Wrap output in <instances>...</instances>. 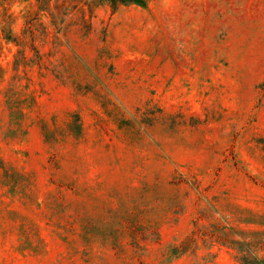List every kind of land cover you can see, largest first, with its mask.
<instances>
[{"label":"rangeland","instance_id":"rangeland-1","mask_svg":"<svg viewBox=\"0 0 264 264\" xmlns=\"http://www.w3.org/2000/svg\"><path fill=\"white\" fill-rule=\"evenodd\" d=\"M0 264H264V0H0Z\"/></svg>","mask_w":264,"mask_h":264},{"label":"trees","instance_id":"trees-1","mask_svg":"<svg viewBox=\"0 0 264 264\" xmlns=\"http://www.w3.org/2000/svg\"><path fill=\"white\" fill-rule=\"evenodd\" d=\"M104 2L113 8H116L119 5H136L145 7L147 4V0H104Z\"/></svg>","mask_w":264,"mask_h":264}]
</instances>
